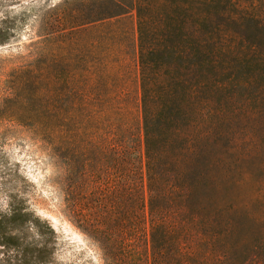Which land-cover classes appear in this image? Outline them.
Wrapping results in <instances>:
<instances>
[{"label":"trees","instance_id":"1","mask_svg":"<svg viewBox=\"0 0 264 264\" xmlns=\"http://www.w3.org/2000/svg\"><path fill=\"white\" fill-rule=\"evenodd\" d=\"M100 1L94 8L86 0L53 3L30 41L32 61L15 71L27 73L16 87L31 90L39 80L32 63L45 58L39 65L47 70L40 88L47 94L45 116L26 125L49 138L56 156L65 151L68 214L104 236L112 230L81 204L76 157L92 151L96 198L112 213L139 221L130 223L132 231L153 230L160 224L153 218L168 211L185 215L200 234L235 232L239 210L225 204V179L234 173L233 165H226V152L234 149L226 137L237 129L257 137L249 147L264 184V0ZM128 15L134 17L136 109L125 65L130 29L121 27ZM245 152L252 150L245 146ZM261 192L256 221L264 230ZM124 194L128 204L122 209ZM105 200L111 202L108 207ZM147 216L149 224H140ZM31 222L38 229L28 237L25 228ZM246 231L264 239V231ZM53 240L51 226L21 205L10 217L0 216L2 260L9 264H40L42 259L57 264ZM233 249L227 241L222 246L224 263ZM255 255L264 264V250Z\"/></svg>","mask_w":264,"mask_h":264},{"label":"rangeland","instance_id":"2","mask_svg":"<svg viewBox=\"0 0 264 264\" xmlns=\"http://www.w3.org/2000/svg\"><path fill=\"white\" fill-rule=\"evenodd\" d=\"M58 1L0 0V37L5 39L0 43V216L10 217L12 210L21 205L40 221L45 220L55 234L56 240L51 243L52 256L57 264H262L260 256L252 255L264 250V239L262 235L246 231H264L260 229L261 221H256L259 208L257 196H260V190L264 196V184L258 180L255 153L249 147L257 141V137L239 129L226 137L227 144L234 148L226 152V165H233L234 173L231 180L229 177L225 179V183L229 184L225 204L227 207L235 205L239 210L233 218L237 223L235 232L219 237H211V232L200 234L198 229L189 226L185 215L168 211L153 218L160 223L153 230L145 227L132 231L130 223L139 221L127 220L123 213L114 214L101 207L97 200L93 191L96 155L92 151H82L76 157L75 179L84 194L81 204L87 215L89 212L92 218L107 222L112 230L104 236L70 217L64 201L65 167L61 157L65 151L56 156L50 148L49 138L26 125L45 116L43 106L47 94L40 88L46 83L47 70L45 66L39 69L45 58L40 57L39 61L35 59L32 63L38 68L34 75L39 80L31 90L16 87V82L25 78L27 73L18 75L15 72L32 61L33 57L28 53L32 49L29 44L36 39L38 21ZM86 1L90 8L103 4L100 0ZM133 23L134 17L128 15L123 17L121 27L127 32L130 29L125 65L129 70L128 96L133 109H136ZM48 47L52 48V45ZM245 146L252 152H245ZM121 184L125 186V183ZM120 200L124 209L128 204L125 194ZM110 204L109 200L103 201L106 207ZM28 219L30 222L33 218L29 216ZM139 220L142 225L149 224L148 216ZM37 225L44 231L39 222ZM37 229L32 222L28 223L25 228L27 236L36 234ZM111 235V240L106 242L105 238ZM226 241L235 248L228 263H224L219 256ZM5 253L6 248L0 245V264H9L2 260L6 257ZM11 263L21 264L16 260H11ZM40 264H44L43 259Z\"/></svg>","mask_w":264,"mask_h":264}]
</instances>
